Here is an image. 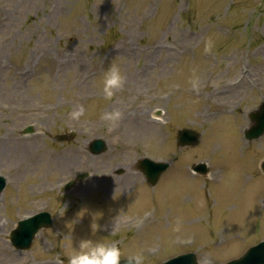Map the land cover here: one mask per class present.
Returning a JSON list of instances; mask_svg holds the SVG:
<instances>
[{"label": "rangeland", "instance_id": "rangeland-1", "mask_svg": "<svg viewBox=\"0 0 264 264\" xmlns=\"http://www.w3.org/2000/svg\"><path fill=\"white\" fill-rule=\"evenodd\" d=\"M111 62L125 85L108 100ZM262 100L264 0H0V264H68L81 239L143 264L190 250L197 264L240 258L264 238V134L242 138ZM77 105L85 115L73 122ZM113 110L122 117L109 132L102 114ZM182 128L197 145H176ZM96 138L107 150L92 155ZM144 156L170 164L154 186L129 171ZM200 162L203 177L190 169ZM40 210L53 226L14 249L16 221Z\"/></svg>", "mask_w": 264, "mask_h": 264}, {"label": "water", "instance_id": "water-1", "mask_svg": "<svg viewBox=\"0 0 264 264\" xmlns=\"http://www.w3.org/2000/svg\"><path fill=\"white\" fill-rule=\"evenodd\" d=\"M249 117L253 124L245 132V137L248 140H252L258 138L264 132V101L257 110L250 113ZM197 137V134L189 130H182L178 133L177 141L180 146L193 145L197 143ZM91 149L93 152L98 153L104 150V144L101 140H96L92 143ZM165 167L166 164L152 163L145 160L141 162V168L144 175L151 184H154L157 181L160 173ZM262 167L264 168V163ZM153 169L155 170L152 171ZM81 177L82 175L78 176V178ZM3 186L4 180L0 177V192ZM50 225V216L47 213H40L34 217L19 222L17 228L11 232L10 240L16 248L26 249L29 247L36 231L41 227H49ZM121 264H125V260H122ZM162 264H196V256L193 253L182 254L173 257ZM227 264H264V243L262 242L257 246L251 247L241 258L232 260Z\"/></svg>", "mask_w": 264, "mask_h": 264}, {"label": "clouds", "instance_id": "clouds-1", "mask_svg": "<svg viewBox=\"0 0 264 264\" xmlns=\"http://www.w3.org/2000/svg\"><path fill=\"white\" fill-rule=\"evenodd\" d=\"M210 50V49H206ZM192 87H198V81H191ZM125 85V76L120 66L111 62L104 71L101 78V88L105 99L111 100L115 93ZM85 115V107L77 105L69 114L68 119L79 122ZM122 114L113 110L102 114V119L109 125V132L113 131L119 124ZM115 139H118L115 138ZM91 176V174H89ZM121 250L116 243L105 244L92 239H81L75 246L72 254L68 258V264H121ZM142 255H134L125 260V264H143ZM63 264V262H61Z\"/></svg>", "mask_w": 264, "mask_h": 264}, {"label": "bare ground", "instance_id": "bare-ground-1", "mask_svg": "<svg viewBox=\"0 0 264 264\" xmlns=\"http://www.w3.org/2000/svg\"><path fill=\"white\" fill-rule=\"evenodd\" d=\"M228 88V84H224V85H222V87H213V89H211L210 90V92L208 93L209 95H214V94H223L222 92L224 91V89L226 88V87ZM219 88H221L223 91H221V90H219ZM208 95V96H209ZM160 119L158 118V117H154L153 119H144V121L146 122V123H148V124H153L154 126H157V124H158V121H159ZM18 139L16 138V141H17ZM3 152V147H2V141L0 140V154ZM73 155H71V156H68L67 158H69L70 159V157H72ZM61 157V156H60Z\"/></svg>", "mask_w": 264, "mask_h": 264}]
</instances>
